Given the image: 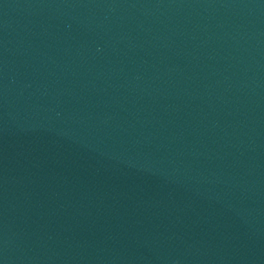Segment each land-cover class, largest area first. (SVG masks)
I'll list each match as a JSON object with an SVG mask.
<instances>
[{
    "label": "water",
    "instance_id": "water-1",
    "mask_svg": "<svg viewBox=\"0 0 264 264\" xmlns=\"http://www.w3.org/2000/svg\"><path fill=\"white\" fill-rule=\"evenodd\" d=\"M0 264H264V0H0Z\"/></svg>",
    "mask_w": 264,
    "mask_h": 264
}]
</instances>
